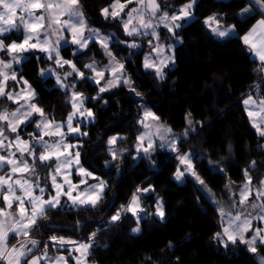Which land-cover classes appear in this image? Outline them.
<instances>
[{"label": "trees", "instance_id": "trees-1", "mask_svg": "<svg viewBox=\"0 0 264 264\" xmlns=\"http://www.w3.org/2000/svg\"><path fill=\"white\" fill-rule=\"evenodd\" d=\"M158 2L161 9L157 14L167 11L172 15L188 0ZM112 3L113 0H80L89 23L113 35L110 51L123 62L132 87L140 96L126 85L99 92L104 81L92 82L91 70L84 67L95 59H103L97 42L79 52L74 45L61 49L62 57L75 63L87 79L76 73L65 78L71 68L58 67L55 59H48L38 50L28 52L19 64V76L35 91L34 102L54 121L63 122L71 113L73 91L83 93L84 105L92 110L94 120L81 126L87 133L78 138L81 160L108 185L97 208L51 210L32 235L40 238L41 245L48 244L55 254L66 249L45 243L50 236L86 241L90 232L97 231L88 257L96 264H258V256L248 251L245 244L225 247L214 238L221 231L217 207L194 178L175 180L174 173L181 167L176 155L156 148L152 159H136L135 145L143 130L139 121L143 118L141 103L145 101L173 134H181L189 127L187 119L193 121L195 131L183 137L179 146L184 152L195 154V170L214 196L229 198L225 186L229 182L242 185L245 169L253 177V186L264 180V137L252 127L242 103L248 93L264 98V72L254 71L259 69L260 61L240 39L261 18L260 13L254 11L247 19L240 17L247 0H197L192 9L194 18L175 29V35L160 26L157 40L150 34L128 36L120 20L110 16L105 19L101 10ZM209 16L218 17L221 26H234L237 34L216 37L204 23ZM21 36L22 31H12L4 36L5 42ZM138 40L142 41L140 47H129ZM162 43L175 44V64L166 67L161 80L153 69L143 65L144 55L152 51V45ZM48 70H53L54 75L46 74ZM57 76L66 87L57 83ZM256 85H260L259 91ZM34 127L35 123L25 125L19 133L33 132ZM112 136L125 137L111 146L117 152L125 150L115 161L108 152L107 141ZM253 161L255 167H251ZM37 168L39 174L46 176L47 169L39 165ZM148 185L155 191L142 200L144 212L139 224L131 213L110 223L111 215L129 203L136 188ZM158 197L164 207L163 220L154 215ZM138 225L141 230L134 233L132 229ZM258 251L264 255V245Z\"/></svg>", "mask_w": 264, "mask_h": 264}, {"label": "snow or ice", "instance_id": "snow-or-ice-1", "mask_svg": "<svg viewBox=\"0 0 264 264\" xmlns=\"http://www.w3.org/2000/svg\"><path fill=\"white\" fill-rule=\"evenodd\" d=\"M196 3L197 0H188L177 13L169 16L165 12L159 16V20L168 32L175 35V29L182 26L177 21L190 18ZM130 5H138L139 7H129ZM0 9H2L0 10V37H4V34L11 31H23V40L20 42L12 41L6 44V37L0 38V52H7L11 56L10 62L0 59V77L3 78L0 79V97L19 104V107L14 111H0V149L7 152L6 155L0 153V172L4 173L0 175V264H42V262H46V264H68L73 253H78L75 256V264H88V257L95 245L97 231L90 232L86 241L66 239L55 235L50 236L49 240L61 248L66 245L72 246L67 257L58 255L54 258L48 256V245H44L41 250V241L33 238L32 232L38 228L41 220L48 219L47 213L51 210L69 206L82 210L95 209L103 200L108 186L107 182L94 176L82 165L81 153L77 150L80 145L67 142L69 135H87V133H81L79 127L73 126L74 118L77 115L93 118L94 113L91 109L84 107L86 98L83 93L73 91L71 96L73 111L67 116L66 122L57 123L45 114L42 107L33 102L35 93L26 80L23 82L28 86L26 94L7 91L5 82L9 79L16 80V74L13 72L9 76L4 71V69L12 68V62L19 63L21 54L38 50L47 53L48 59H55L59 67L68 65L71 68V71L65 73V78L76 73L81 79H87L85 73L71 60L63 59L58 50L60 41L65 40V36L61 34L65 31L71 34L72 44L77 45L80 49L87 46L88 38L84 36L87 25L83 18L82 5L80 0H0ZM125 9H128L126 13ZM160 9L161 5L158 0H123V2L113 0V3L103 8L101 12L105 19L109 16L117 19L122 13H125L128 18L122 21V27L126 35H139L141 28L151 29L150 35L158 40L159 35L155 25L152 19L145 18V12L149 13L151 17H155ZM17 10L24 13V16L19 18V23L16 22ZM253 11H258L261 18L240 39L260 61L259 69H254V71L264 72V0H247L246 6L238 15L247 19ZM133 20L137 21V24H133ZM204 23L206 25L216 23L217 27H212L211 32L218 37H225L235 31L234 27L220 28L216 16L208 17ZM49 29L51 33L48 32ZM42 31L44 32V39L40 38ZM89 31L93 35L98 33L96 29H89ZM50 34L57 35L55 44L47 38ZM144 34L148 35L149 33L145 32ZM33 40L36 42H32ZM97 40L109 57V65L106 68H110L113 77L99 88V92L103 93L118 87L122 83L131 88L137 96H140L141 93L132 87L131 80L124 78V64L119 63L109 50L108 37L98 36ZM129 47L136 48L138 45L131 43ZM152 51H155L159 56L163 47L152 45ZM52 53H55V56ZM173 60L172 56H167L157 62L149 55L144 57L143 66L146 69H153L156 77L162 80L164 79V68L167 67L168 62H173ZM84 67L95 73L94 78H99L95 79V82L100 84V80L105 76V71L98 69L95 61L84 65ZM41 74H43V70ZM57 83L66 87L62 84L59 76H57ZM72 87L74 88L75 85ZM255 87L259 91L260 85ZM242 103L252 127L261 137H264V98L254 97L252 93H248L242 98ZM22 108H26V111L22 112ZM35 115H39L41 118L38 122L33 120ZM188 116L190 117L191 113ZM143 117L144 119L139 121L142 127L150 130L154 126L156 132L153 134L151 131H144L140 134L137 137L135 151L138 154L143 152L146 157H150L151 152L155 151L156 148L153 138L155 135L161 141L159 147L167 146L172 152L177 153L176 158L181 167H178L174 173L175 180L183 182L186 176H191L201 186L200 190L206 192L217 205L221 231L217 232L214 238L223 243L225 247L229 244H245L248 251L254 256H259L258 264H264V255H260L258 251L259 247L264 245V227H257L253 223L256 220L264 223V180H260L259 185L254 187L253 177L249 170L245 169L242 187L234 190L232 182L225 186L229 193V206L226 209L224 204L215 199L211 189L197 174L193 164L195 154L179 152L176 138H168L169 134L172 133L170 127L163 123H156L155 125L146 123L145 121L149 118L152 121L160 120L151 110L145 109ZM31 123H35L36 131L29 134L30 139L25 140L19 134L20 129L22 126ZM65 123L66 132L64 131ZM187 123L189 127L183 133L185 137L190 132L195 131L193 121L190 118L187 119ZM8 132L15 134V136L10 138L7 135ZM45 137L58 139H53L50 143ZM123 139H125L123 136H112L107 141L110 146L108 152L113 161L118 156H122L125 150L117 152L111 146ZM13 148L15 151H12ZM255 163L253 161L251 167H255ZM38 165L47 169L45 186L41 185ZM73 167L75 174L80 178L78 183H73L71 179L73 173L70 170ZM6 168L7 171H5ZM218 170L223 171V169ZM29 177L33 178L30 179ZM89 178L95 180L96 183H88ZM49 184L50 189L47 187ZM81 185H86V187L81 190ZM154 191L155 189L151 185L143 188L137 187L129 203L126 206L121 205L120 209L111 215L110 223H117L123 214L131 213V216L136 218V222L139 224L140 213L144 212L140 201L143 195ZM46 192L47 198H45ZM136 193H141V195ZM14 207L15 211L12 210ZM154 215L159 216L161 220L165 217L163 203L159 197ZM77 225H80L79 221ZM132 231L138 233L140 228L135 227ZM246 234H250L251 238L247 239ZM10 240L17 242L10 245ZM171 246L169 244V247ZM34 250H38L40 254H34Z\"/></svg>", "mask_w": 264, "mask_h": 264}, {"label": "rangeland", "instance_id": "rangeland-1", "mask_svg": "<svg viewBox=\"0 0 264 264\" xmlns=\"http://www.w3.org/2000/svg\"><path fill=\"white\" fill-rule=\"evenodd\" d=\"M183 6V5H182ZM182 6H180L179 8H178V10L182 7ZM135 7H139L138 5H136ZM178 10L175 12V13H177L178 12ZM128 11V9H125V13ZM165 12H167V11H164V12H162V13H160V14H157L155 17H151L150 15H149V13H147V12H145V18L146 19H152V22H153V24L155 25V29H156V32L158 33V29H159V27L160 26H164V24L163 23H161L160 22V20H159V16H161V15H163V13H165ZM254 12V11H253ZM125 13H122L121 14V16L119 17V18H117L118 20H120V22H121V24H122V21L123 20H126L128 17H127V15L125 14ZM168 14H169V12H167ZM174 13V14H175ZM169 16H171V14H169ZM111 17V16H110ZM210 17V16H209ZM112 18V17H111ZM194 18V14H193V12H192V15H191V17L190 18H187V19H184V20H180V21H177V23H180V24H186V23H188L189 21H191L192 19ZM207 19V18H206ZM133 24H137V21H135V20H133ZM209 27H210V29L212 28V27H217V24L216 23H211L210 25H208ZM130 27H131V25H130ZM219 27L220 28H222V29H225V28H232V27H234V26H228V27H226V26H221V25H219ZM235 28V27H234ZM89 29H96V30H98V33H97V35H93L90 31H89ZM145 32H148L149 34L151 33V29H148V30H145V29H143V28H141L140 29V34L139 35H145L144 33ZM84 36L86 37V38H88V44H87V46L86 47H88L90 44H92L93 42H97L98 43V40H97V37L98 36H102V37H108V40H107V43H108V46H109V50H110V44H111V42H112V40H113V35H111L110 33H107V32H102L99 28H97V27H95L94 25H92V24H90V26H88L87 27V30L85 29L84 30ZM113 33V32H112ZM214 34V33H213ZM235 34H237V32H236V29H235V31L234 32H232V33H230L229 35H227V36H225V37H229V36H232V35H235ZM215 35V34H214ZM135 36V35H134ZM216 36V35H215ZM216 37H218V36H216ZM225 37H219V38H225ZM137 41V40H136ZM140 42H142V41H140V40H138V43H137V45H138V47H140V45H139V43ZM66 44V43H65ZM77 46V45H76ZM98 46H99V49H101V51H102V53H103V59H101V58H98V59H95V64H96V66H97V68L98 69H100V70H104L105 71V76H104V78L103 79H101V80H103L104 81V84L102 85V86H104L106 83H107V81L108 80H110V79H112L113 77H112V75H111V70H110V68H106V66L107 65H109V57L105 54V51L100 47V44L98 43ZM156 46H162L163 47V51L159 54V56H157V53L155 52V51H151V50H149V51H147L146 52V54L144 55V57L145 56H151L152 58H153V60H155V61H159L160 59H164L165 57H167V56H172L173 58H174V60H173V62H168L167 63V67L169 66V65H174L175 64V44H172V45H167V44H165V43H162V44H157ZM85 47V48H86ZM77 48L79 49V50H81L78 46H77ZM84 49V48H83ZM76 52H79L78 50H76ZM116 58V57H115ZM117 60V59H116ZM119 63H122L123 64V62H121V61H119V60H117ZM148 69H151V68H148ZM165 69H166V67L164 68V77H165ZM49 71H51L52 72V74L54 75V71L53 70H49ZM123 75H124V78H126V79H129V80H131L130 79V76L128 75V73L126 72V70H125V67H124V71H123ZM95 77V73H93L92 71H91V73H90V78H91V80H93V82H95V79H99V78H94ZM120 85H123L122 83L120 84ZM119 85V86H120ZM112 89V88H111ZM70 101H71V98H70ZM141 106H142V110H143V112H144V110L145 109H148V110H151L152 111V109L149 107V105L145 102V101H142V103H141ZM0 107H2V105H1V103H0ZM153 112V111H152ZM154 113V112H153ZM36 118V120H40L41 118L40 117H38V115H35L34 117H33V119H35ZM142 119H144V117L142 118ZM146 123H150V124H153V125H155L156 123H163V124H165L166 126H168V124L167 123H165V122H162V121H152L151 120V118H149L147 121H145ZM57 123H61V122H57ZM169 127V126H168ZM188 129V128H187ZM144 131H151L153 134H155V132H156V129H155V127L153 126L150 130H146V129H144L143 128V130H142V132L140 133V134H142ZM185 132V131H184ZM184 132H182L181 134H173V133H171V134H169V136H168V138L169 139H172V138H176V140H177V146H178V149H179V152L180 153H189V152H184L183 150H181L180 149V146H179V142H180V140L183 138V137H185L184 135H183V133ZM191 133V132H190ZM189 133V134H190ZM154 140H155V143H156V148H162V149H165V150H168V151H170L171 153H173L174 155H176L177 156V153H174V152H172L167 146H165V147H159V144L161 143V141H159V139L158 138H156L155 137V135H154ZM28 139H30V136H29V138ZM45 139L46 140H49V142L51 143L52 142V140L53 139H55V138H49V137H45ZM57 139V138H56ZM27 140V139H26ZM156 148H155V150H156ZM154 152L155 151H152L151 152V155H150V157H146L145 155H144V153L143 152H140L139 154L136 152V154H135V158L136 159H139V158H141V157H145V158H149V159H152L153 158V156H154ZM152 163H153V161H152ZM94 174V173H93ZM95 175V174H94ZM96 176V175H95ZM191 177V176H190ZM90 179V178H89ZM93 181H95V180H93V179H91V180H89L88 182H90V183H93ZM240 187H242V185H235V184H232V188L235 190V189H238V188H240ZM255 187V186H254ZM137 195H141V193H136ZM227 194L229 195V193H228V191H227ZM146 195H143V197H142V199H141V201H140V204H141V207H143L142 206V200H143V198L145 197ZM209 196V195H208ZM215 199L216 200H219L222 204H224V206H225V208L227 209L228 208V206H229V198H220V197H217V196H215ZM161 201V200H160ZM162 202V201H161ZM157 204V203H156ZM215 204V203H214ZM215 206L217 207V205L215 204ZM15 211V210H14ZM140 215H141V213H140ZM254 223V225L255 226H257V227H264V223H262V222H260V221H258V220H256V221H254L253 222ZM136 227H139L140 228V226L138 225V226H136ZM141 230V229H140ZM246 238L247 239H250L251 238V235L250 234H246ZM9 243H10V245L11 244H15L16 243V241L14 242V243H12V242H10L9 241ZM223 244V243H222ZM71 248H72V246H70V250L69 251H71ZM69 251H68V253H69ZM49 253V252H48ZM35 254H40L39 252H36ZM76 255H78V253H73V255H72V258L75 260V256ZM258 260H259V256H258ZM42 263H44V262H42Z\"/></svg>", "mask_w": 264, "mask_h": 264}, {"label": "crops", "instance_id": "crops-1", "mask_svg": "<svg viewBox=\"0 0 264 264\" xmlns=\"http://www.w3.org/2000/svg\"><path fill=\"white\" fill-rule=\"evenodd\" d=\"M0 10H2V9H0ZM82 12H83V18H84V20L86 21V25H87V27L88 26H90V23H89V21H88V19L86 18V16H85V13H84V11H83V8H82ZM21 16H24V13H22L20 10H17V15H16V22L17 23H19V18L21 17ZM256 23V22H255ZM220 25V24H219ZM6 27H7V25H5ZM87 27L85 28L86 30H87ZM251 29V28H250ZM12 32V31H11ZM11 32H9V33H6V34H4V36H6V35H8V34H10ZM48 32L49 33H51V30L49 29L48 30ZM62 35H64L65 36V40H61L60 41V43H59V45H58V50L60 51V54H61V49H62V47H64V46H67V45H74V44H72L71 43V39H72V37H71V34L70 33H68V32H62L61 33ZM85 34V33H84ZM245 35V34H244ZM243 35V36H244ZM0 38H3V37H0ZM40 38L41 39H44L45 38V36H44V32L42 31L41 33H40ZM48 39H50V41L53 43V44H55V41L57 40V35H54V34H50L48 37H47ZM23 40V31H22V36H21V38L19 39V40H13V41H16V42H20V41H22ZM67 41V42H66ZM10 42H12V41H10ZM10 42H5L6 44L7 43H10ZM32 42H36L35 40H33ZM66 43V44H65ZM75 46V49L76 50H78V51H82V50H84V49H86V48H84V49H81V50H79L78 48H77V46L76 45H74ZM28 53V52H27ZM27 53H23V54H21V60H20V62L19 63H15V62H12V68L11 69H4V71H5V73L6 74H8L9 76H11V74L14 72L15 74H16V80H11V79H9V80H7L5 83H6V85H7V88H6V90L7 91H9V92H13V93H20V92H24L25 94L27 93V85H25L23 82L26 80L25 78H23V77H20L19 76V72H20V69L18 68L19 67V64L25 59V56H26V54ZM45 55H46V57L48 58V54L47 53H45ZM52 55L53 56H55V53H52ZM252 56L254 57V58H256L255 57V55L252 53ZM61 57H62V55H61ZM63 58V57H62ZM0 59H3V60H5L6 62H10L11 61V56H9L8 54H7V52H0ZM63 59H65V58H63ZM256 59H258V58H256ZM259 60V59H258ZM96 62V61H95ZM58 66V65H57ZM59 67V66H58ZM46 74H50V75H52V72L51 71H46ZM0 79H3L2 77H0ZM89 79L91 80V78H90V76H89ZM27 81V80H26ZM92 82H93V80H91ZM28 82V81H27ZM13 85V86H12ZM15 85V86H14ZM28 85H30L29 84V82H28ZM31 86V85H30ZM31 90L35 93V91H34V89H33V87L31 86ZM75 92H77V91H75ZM78 93H80V92H78ZM72 96V95H71ZM34 102V101H33ZM0 103H1V105H2V107H0V111H5V110H7V111H9V112H11V111H14L17 107H19V104H17V103H14V102H12V101H9V100H7L6 98H3V97H0ZM21 103H23V100H21ZM84 107L85 108H87L85 105H84ZM88 109H90V108H88ZM21 111L23 112V111H26V108H22L21 109ZM72 111H73V109H72ZM71 111V112H72ZM48 116V115H47ZM38 117H39V115H38ZM36 119V118H35ZM94 120V117L93 118H87V117H80L79 115H77L75 118H74V121H73V126L74 127H79L80 128V131H81V133H86V132H84L83 130H82V125H85V124H88V123H90V122H92ZM37 122H38V120H36ZM55 122H57V121H55ZM64 122H66V120L65 121H63V122H61V123H64ZM23 127V126H22ZM34 131H36V128L34 127V129H33V132ZM64 131L66 132V123H65V128H64ZM33 132H28L27 134L25 133V134H20L21 136H22V138L23 139H28L29 138V134H31V133H33ZM7 135L10 137V138H12V137H14L15 136V134H13V133H11V132H8L7 133ZM82 136H84V135H82V134H76V135H69L68 136V138H67V142L68 143H72V144H79V145H81V143H80V141H79V139L78 138H80V137H82ZM56 139V138H55ZM58 139V138H57ZM7 143V142H6ZM37 148H39V145H37ZM77 150H79L80 151V147L77 149ZM12 151H15V148H13L12 149ZM0 153H2V154H7V152L4 150V149H0ZM81 163H82V165L85 167V165L83 164V162H82V160H81ZM86 168V167H85ZM87 169V168H86ZM5 171H7V168L5 169ZM70 171H72V176H71V179L73 180V183H78L79 182V177L75 174V168L73 167V169H71ZM4 173L3 172H0V175H3ZM39 176H40V179H41V185L42 186H45V180L47 179V173H46V176H44L43 174H39ZM95 176V175H94ZM96 177H98L97 175H96ZM30 179H32L33 177H29ZM58 179H59V177H58ZM89 180H91V178L89 179ZM88 180V181H89ZM88 183H90V182H88ZM93 183H96V181H93ZM91 184V183H90ZM49 189H50V184L47 186ZM86 187V185H81L80 186V188H81V190H83L84 188ZM19 194V193H18ZM37 194H39V193H37ZM75 194V193H74ZM45 198H47V192L45 193ZM67 209H71V207L69 206V207H66ZM13 211L15 210V207L12 209ZM33 236V235H32ZM61 237H64V236H61ZM33 238H35V239H38V240H40V238H38L37 236H33ZM66 239H70V238H68V237H65ZM42 240H44V239H42ZM72 240H74V239H72ZM16 240H10V242H12V243H14ZM41 241V240H40ZM45 241V240H44ZM77 241H79V240H77ZM17 242V241H16ZM45 243H52V245H54L55 246V248H57V247H60L58 244H55L54 242H52V241H50L49 239H47L46 241H45ZM45 245H48V244H45ZM43 246L44 245H41V250L43 249ZM70 246L71 245H66L65 247H63L64 249H66V251L65 252H60V253H55V254H53L52 252H51V248L49 247V245H48V256L49 257H56V256H58V255H64V256H68V251L70 250L69 248H70ZM34 252L36 253V252H39L38 250H34ZM72 260V261H71ZM45 264H46V262H44ZM68 264H75V260L71 257L69 260H68ZM88 264H96V263H93V262H91L89 259H88Z\"/></svg>", "mask_w": 264, "mask_h": 264}]
</instances>
